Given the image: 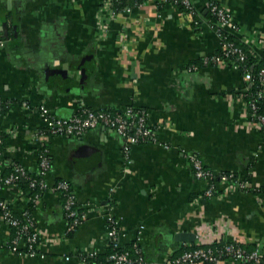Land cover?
I'll list each match as a JSON object with an SVG mask.
<instances>
[{
	"label": "crops",
	"instance_id": "0c3cea01",
	"mask_svg": "<svg viewBox=\"0 0 264 264\" xmlns=\"http://www.w3.org/2000/svg\"><path fill=\"white\" fill-rule=\"evenodd\" d=\"M110 1L0 0V100L10 102L0 119L4 161L37 173L36 150L46 149L48 186L64 180L79 204L92 205L68 235L61 195L45 192L32 212L36 257L7 249L10 232L0 220V264H81L79 254L105 252L108 215L123 245L138 242L141 264H165L181 249L218 241L257 250L264 264V135L243 98L250 83L224 63L200 66L220 51L202 2L190 16L163 0H144L102 17L103 26L98 15ZM218 1L239 41L264 59V0ZM80 104L145 109L156 140L134 146L125 165L121 139L109 129L75 138L37 134L41 109L63 118ZM188 154L214 173L248 181L249 190L220 182L204 199L206 184L193 177ZM0 198L17 214L27 206L15 188ZM178 234L195 240L177 241Z\"/></svg>",
	"mask_w": 264,
	"mask_h": 264
},
{
	"label": "built area",
	"instance_id": "2783aa9c",
	"mask_svg": "<svg viewBox=\"0 0 264 264\" xmlns=\"http://www.w3.org/2000/svg\"><path fill=\"white\" fill-rule=\"evenodd\" d=\"M139 3L135 7H139L144 0H137ZM201 0H163L164 3L173 5L175 7H183L186 15H194V3ZM205 12L207 13V23L210 29L216 35L220 51L217 54L204 58L202 66L216 65L224 63L236 71H240V67L246 61V55L242 51L241 42L236 37L238 29L233 21L231 13L225 9L218 0L209 2H202ZM218 3V4H217ZM132 8H124L120 11L114 10L111 1L108 2L99 12L98 18L102 22V17L111 19L115 15L125 12L128 13ZM104 26V25H103ZM101 28H104L101 26ZM227 36H232L231 41H228ZM243 79L247 83H251L252 76L249 71L243 67ZM258 86L253 99L247 103L248 115L253 124L264 135V114H258L257 102L264 103V69L260 70L258 78ZM245 91V96L247 95ZM0 100V119L3 117L2 105ZM43 113L42 129L37 130V134H46L50 137L57 138H75L80 137L86 132L94 129H109L115 133L122 142L123 162L129 165L131 162L130 152L134 146L154 142L156 140V128L149 124L148 113L145 109L126 107L119 111L111 112L109 109L93 111L79 105L74 113L68 117L59 118L49 112ZM0 133H4L0 125ZM2 140L0 138V146ZM37 174L39 179L37 181L29 179V173L26 169L19 165L5 163L0 154V193L4 188H15L20 194L22 193L18 187L19 182H27L29 189H37L38 193L34 196L33 202L37 204L42 195L51 189L59 193L63 200L64 218L66 221L67 233L77 230L86 217V213L92 206L89 203L79 204L76 196L73 193L71 186L64 180H60L52 187H49L45 181L46 175L51 170V162L48 157L46 149H37ZM187 160L191 166L193 177L195 180L204 182L206 189L203 193L204 199H210L214 196L216 185L220 182L226 184L231 189H238L240 191H248L249 183L246 180L239 179L233 174L214 173L207 169L202 160L194 155L188 154ZM12 166L10 172L6 175L5 170ZM107 230H106V244L113 243L114 248H123L122 240L124 235L119 231L115 219L108 215ZM0 220L7 227L10 232L9 239L6 242V247L9 251L17 254H23L28 257H36L39 254L40 235L35 226L32 215L29 213L26 206L18 214L0 198ZM11 233L13 236L11 237ZM132 249L138 256L137 263L141 264L143 261L142 252L137 241H132ZM228 256L226 260L241 261L246 264H262V255L255 250L250 254H245L240 249H234L232 245L225 248ZM96 253L79 254L78 258L81 264H90L84 258H94ZM69 260V258H66ZM110 264H132L129 254L127 252L115 253L109 257ZM220 260L211 253L210 249L195 248L183 251L177 257L171 259L165 264H215Z\"/></svg>",
	"mask_w": 264,
	"mask_h": 264
},
{
	"label": "trees",
	"instance_id": "16d2710c",
	"mask_svg": "<svg viewBox=\"0 0 264 264\" xmlns=\"http://www.w3.org/2000/svg\"><path fill=\"white\" fill-rule=\"evenodd\" d=\"M201 1L202 2H209L212 0H201ZM137 3H139L137 0H111L112 7L116 11H120L124 8H133L136 6L135 4H137ZM178 8L180 11L182 10L184 12L183 7L179 6ZM206 15H207V13H206ZM191 16H193V15H191ZM225 36H226L228 41H231L232 38L234 39V37H232V36H227L226 34H225ZM240 47L246 55V61L244 64L241 65L240 72L243 73L242 70H243V67H245L252 76V81H251L250 87L248 88V91H247L248 96H245V95L243 96L244 100L247 103H249L250 99L251 100L253 99V95L256 93L257 89L259 88V86H258L259 72H260V70L264 69V59H262L258 56H255L254 53H251L250 50L245 48L243 43L240 44ZM200 64H201L200 66H202V62ZM262 91L264 92V89H262ZM1 102H2L1 103L2 111H3L2 113L5 114V112L7 111L8 105H10V102H8V103H5L3 101H1ZM256 104L258 107V114H264V103L259 101ZM111 112H114V111L111 110ZM0 138L2 140V144L0 146V154L4 155L5 146H6V142H7V135L5 133H0ZM2 159L5 160L4 157H2ZM10 165H12V164H10ZM11 167L12 166H9V169L5 170V172H4L5 175L8 172H10ZM226 174H229V173H226ZM29 179L37 181L39 179V175L37 173H29ZM18 187H19L20 191L22 192V194L23 195L25 194L27 196V199H28L27 200V207H28L29 213L32 215V212L35 210V205H36V203H34L33 200H34V196L38 193V191H37V189H32V188L29 189L27 182H24V183L19 182ZM63 213H64V210H63ZM72 233H74V232H70V233H68V235H71ZM12 236H13V233H11V237ZM229 245H232V247L234 249H240L245 254H250V253L255 251V250H252V251L245 250L239 244L224 243L222 241L214 242L208 246H192L189 249H195V248L210 249L211 253L214 256L218 257L220 260L223 261V260L228 259V256L225 252V248ZM131 246H132V244L130 243V244L124 245L123 248H114L113 243L109 242L106 244L105 252L103 254L96 253V256L94 258H89V257L84 258L83 257V259L90 264H110L108 259L111 255H113L115 253L127 252L129 254L130 259H131V262H133L132 264H138L137 263L138 256L134 253ZM189 249L179 250L176 253L175 257L180 255L183 251L189 250ZM169 261H171V259ZM243 264H246V263H243Z\"/></svg>",
	"mask_w": 264,
	"mask_h": 264
},
{
	"label": "water",
	"instance_id": "95a60500",
	"mask_svg": "<svg viewBox=\"0 0 264 264\" xmlns=\"http://www.w3.org/2000/svg\"><path fill=\"white\" fill-rule=\"evenodd\" d=\"M175 240L183 242V243L191 244L194 242L195 237L192 234H178L175 236Z\"/></svg>",
	"mask_w": 264,
	"mask_h": 264
}]
</instances>
